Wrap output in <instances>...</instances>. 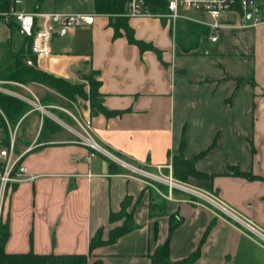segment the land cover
Wrapping results in <instances>:
<instances>
[{
	"label": "crops",
	"instance_id": "obj_1",
	"mask_svg": "<svg viewBox=\"0 0 264 264\" xmlns=\"http://www.w3.org/2000/svg\"><path fill=\"white\" fill-rule=\"evenodd\" d=\"M13 7L96 14L92 25L74 33L56 31L51 55L37 59V65L77 83L83 75L96 72L103 105L118 114L91 116L89 103L82 108L78 101L39 84L12 88L30 100L29 94L55 92L56 102H47L46 107L59 111L60 117L51 110L31 109L22 120L33 116L28 132L17 138L16 150L33 146L25 164L34 179L9 191L7 253L89 254L90 240L99 228H104L107 239L110 230L122 223L109 219L126 196L133 199L139 227L114 244L97 248L91 261L151 264L149 255L169 237L173 213L181 219L170 240L173 261L197 249L213 219L215 226L195 264H239L242 253L246 257L250 250L264 251L249 226L264 233V22L235 26L227 14L217 33L208 27L210 33L201 38L198 48L185 53L176 42V31L164 21L129 18L135 39L152 46L142 51L129 42L124 30L115 37L110 17L95 12L94 0H21ZM7 28L10 33L0 38V44L14 37L23 40L19 27ZM16 30L19 34L13 35ZM214 34L217 41L210 40ZM47 111L70 130L59 127L41 135L44 116L51 118ZM182 138L188 159L216 141L196 164L211 178L193 179L192 186L230 212L181 190L169 201L164 197L168 188H155L126 167L167 174L165 166L179 153ZM229 165L255 178L232 175Z\"/></svg>",
	"mask_w": 264,
	"mask_h": 264
},
{
	"label": "trees",
	"instance_id": "obj_2",
	"mask_svg": "<svg viewBox=\"0 0 264 264\" xmlns=\"http://www.w3.org/2000/svg\"><path fill=\"white\" fill-rule=\"evenodd\" d=\"M149 9L153 12H164L167 9L165 0H146ZM128 0H94V8L97 14L108 15L110 17V25L115 30V37L122 34L124 30L127 34L129 42L136 44L142 51L152 49L151 45L137 40L134 37L133 30L128 25V17L123 16L127 10ZM15 1L0 0V13L10 12L15 10ZM11 29H17L18 25L14 20L6 23ZM210 30L207 26L185 22L178 23L175 33L177 44L183 52L188 53L198 48L200 40L203 36H208ZM22 43L18 52H12L11 41L0 44V48H5V57L0 61V81H9L23 84H39L47 86L55 90L61 96L71 102H77L78 99L87 100L90 104L91 116L103 114L105 116H113L118 112L108 110L101 99L99 92L100 81L94 76L96 72H91L92 75H84V79L89 82L88 87L77 82L58 77L54 74L46 72L38 68L37 57L31 51V39L22 37ZM153 50L157 51L153 48ZM31 60L33 65H28L27 61ZM48 101H41L43 106H46ZM33 107L26 101L12 95H7L0 92V145L7 146L9 144V132L7 122L11 126H15L17 122L27 114ZM59 126L48 116H44L41 135L48 130H56ZM216 146V141L193 158H186L184 155L186 141L182 138L179 153L172 158V175L174 179L183 182L194 179H209L212 175L202 172L196 168L199 160L204 158L210 150ZM111 166L123 170L115 163L111 162ZM228 171L235 176H246L249 179H254L253 175L242 172L238 167L229 165ZM169 171L167 170L166 173ZM164 186V185H163ZM159 186L161 190L168 188L167 186ZM150 188V187H149ZM176 190H173V193ZM166 199H164V202ZM133 199L126 196L121 204V209L116 213H111L110 222L122 223L110 230L108 238L104 237V228L101 227L92 236L89 244V254H73V255H56V254H37L33 251L27 253L10 254L5 251V244L9 237L8 224H3L0 229V264H104L101 259L90 260L93 252L102 246L111 245L117 242L119 238L139 227L134 221V206ZM165 206V203H163ZM160 208H164L163 206ZM181 223V219L175 213L169 217V237L163 243H159L153 252L149 255L151 264H195L200 257L201 247L205 242L207 235L215 226L213 219L203 236L197 249L187 258L173 261L170 257V240ZM154 239L157 240V227L154 230Z\"/></svg>",
	"mask_w": 264,
	"mask_h": 264
},
{
	"label": "built area",
	"instance_id": "obj_3",
	"mask_svg": "<svg viewBox=\"0 0 264 264\" xmlns=\"http://www.w3.org/2000/svg\"><path fill=\"white\" fill-rule=\"evenodd\" d=\"M167 9L164 12H153L149 9L146 0H128L127 10L123 14L128 18H154L164 21L174 32L177 24L181 22H193L205 25L215 33L223 27L221 19L227 14H239L243 17L244 22L250 25H258L264 22V4H259L255 0H165ZM21 3V0H15V5ZM185 10H193L200 13L208 14L213 21L203 22L196 18L184 14ZM0 17L7 23L14 20L24 37L31 39V51L36 55L37 59L51 55V41L56 31H65L74 33L79 27L84 25H92L95 21L96 14L83 13H60L33 11L29 12L23 9L13 10L10 12L0 13ZM216 34L210 37L211 41H217ZM28 65H33L31 60L27 61ZM11 83L18 88H26L25 85L16 82L0 81V92L16 96L28 102L34 109L44 113L47 109L43 106L35 96V101L26 98L11 89L6 88L3 84ZM24 116L12 127L8 121L9 144L7 146L0 145V229L5 224V206L7 195L14 186L26 181L34 179L29 173V169L25 164V156L33 149L28 147L23 152H17V131ZM89 127V122H87ZM164 167V166H163ZM162 166L159 167L161 170ZM168 173L161 176L152 175L156 179L164 180L168 187L169 193L164 197L172 201L173 190H181L191 193L195 196H202L210 199L212 202L220 206L223 210L229 211L225 204L214 200L212 195L199 190L198 188L178 182L172 175V162L165 166ZM154 186L153 184H150ZM155 187V186H154ZM156 188V187H155ZM214 198V197H213ZM230 212V211H229ZM264 239V233L249 224Z\"/></svg>",
	"mask_w": 264,
	"mask_h": 264
},
{
	"label": "rangeland",
	"instance_id": "obj_4",
	"mask_svg": "<svg viewBox=\"0 0 264 264\" xmlns=\"http://www.w3.org/2000/svg\"><path fill=\"white\" fill-rule=\"evenodd\" d=\"M257 3H259V4H264V0H255ZM184 14H186V15H188V16H190V17H193V18H196V19H198V20H200V21H203V22H212L213 21V19L208 15V14H206V13H200V12H196V11H193V10H185L184 11ZM230 15V22L229 23H231L232 25H235V26H237V25H241L242 23H244V19H243V17L241 16V15H239V14H229ZM9 33H10V31L8 30V28H7V25H6V23H5V21L0 17V38H5L6 36H8L9 35ZM14 33L15 34H19V32L16 30L15 32L13 31V35H14ZM11 50H12V52H18L19 51V48H20V45H21V43H22V40L21 39H19L18 37H14V38H12L11 40ZM5 52H6V50H5V48H0V61L5 57ZM85 75H92V73L91 72H89V73H87V74H85ZM83 77H84V75H83ZM82 77V81L81 82H78V83H80V84H82V85H86L87 87H88V85H89V82L86 80V79H84ZM95 77L96 76H94V79H95ZM4 82H9V81H4ZM6 88H8V89H11L12 90V88L14 89L15 88V86L14 85H12L11 83H5V84H3ZM45 87H47V86H45ZM48 88V87H47ZM16 89V88H15ZM17 89H18V87H17ZM49 89H51V88H49ZM53 90V89H52ZM55 91V90H54ZM56 92V91H55ZM55 92L54 93H52V95H50V94H39L38 92L36 93V97H37V99H38V101L41 103V101L43 102V101H48V102H56V99L54 98V96L56 95L55 94ZM57 93V92H56ZM29 96L31 97V99H32V101H35V99H34V97H32L30 94H29ZM54 100V101H53ZM78 102L80 103V107H84V105L86 106V102L87 103H89L87 100H83V99H78ZM28 103V102H27ZM90 104V103H89ZM47 110H51L52 111V113L55 115V116H59V111H57V110H53L52 108H48ZM49 111H47V113L46 114H48L51 118H53L54 120V122L59 126V127H62V130H63V132H66L68 129L70 130V128L68 127V126H65L64 124H62L61 123V121H60V118L59 119H57V118H54V116H52V115H50V113H48ZM33 116H30V117H27L24 121H22L21 122V124H20V126L18 127V131H17V138L20 136L21 137V135H23V133L26 131V132H28V130L30 129V124H31V118H32ZM60 117V116H59ZM25 118V117H24ZM61 125H59V124ZM71 124V123H70ZM12 127H14V126H12ZM116 155V154H115ZM117 156V155H116ZM119 158H122V157H120V156H118ZM117 160V159H116ZM118 161V160H117ZM126 167H128L129 169H131V170H133V171H135L137 174H139V175H141L146 181H148L149 182V184H153L155 187H159V186H165L166 184H165V181L164 180H160V179H156V178H154L151 174L152 173H149V172H146V171H140V170H138V169H132L131 167H129V166H126ZM163 175H165V172H163ZM158 176H161V175H158ZM194 178H191L189 181H187V182H183V181H180V180H178V179H176L178 182H181V183H183V184H187V185H194V180H193ZM163 186V187H164ZM160 189V188H159ZM161 190V189H160ZM8 197H9V193H8V195H7V199H8ZM198 197H200V198H203L204 200H206V201H208L211 205H215V207H217L218 209L220 208V206H218L217 204H215L214 202H212L210 199H208V198H205V197H202V196H198ZM212 199H214L215 200V198H213V197H211ZM222 209V208H221ZM223 210V209H222ZM254 235H255V237L257 238V239H259V240H257V241H259V242H261V243H263V245H264V239H262L260 236H258L257 234H255L254 233ZM239 264H264V251H261V250H256V249H253V250H250V251H248V255L245 257V255L242 253L240 256H239Z\"/></svg>",
	"mask_w": 264,
	"mask_h": 264
},
{
	"label": "water",
	"instance_id": "obj_5",
	"mask_svg": "<svg viewBox=\"0 0 264 264\" xmlns=\"http://www.w3.org/2000/svg\"><path fill=\"white\" fill-rule=\"evenodd\" d=\"M22 35H23V33H22Z\"/></svg>",
	"mask_w": 264,
	"mask_h": 264
}]
</instances>
